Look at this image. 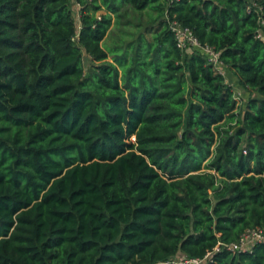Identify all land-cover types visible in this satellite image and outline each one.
Listing matches in <instances>:
<instances>
[{
    "label": "trees",
    "instance_id": "16d2710c",
    "mask_svg": "<svg viewBox=\"0 0 264 264\" xmlns=\"http://www.w3.org/2000/svg\"><path fill=\"white\" fill-rule=\"evenodd\" d=\"M165 13L219 51L242 106ZM251 228L264 0H0V264H264L263 242L221 245Z\"/></svg>",
    "mask_w": 264,
    "mask_h": 264
},
{
    "label": "built area",
    "instance_id": "2783aa9c",
    "mask_svg": "<svg viewBox=\"0 0 264 264\" xmlns=\"http://www.w3.org/2000/svg\"><path fill=\"white\" fill-rule=\"evenodd\" d=\"M164 19L168 25V28L173 33V37L176 41V45L180 50H194L201 54L207 63L211 64L219 72L224 74L223 65L220 59L219 51L215 50L213 46L209 44H201L194 36L192 30L188 27L182 26L176 19L170 18L167 13L164 15ZM258 242L264 243V231L260 228H251L243 232L237 241L230 244H221L229 251H247ZM220 244V243H219ZM219 244L214 250L219 249ZM211 253H207L203 258H187L182 255H177L176 259H171L165 263L170 264H206V259L210 257Z\"/></svg>",
    "mask_w": 264,
    "mask_h": 264
},
{
    "label": "rangeland",
    "instance_id": "374dc122",
    "mask_svg": "<svg viewBox=\"0 0 264 264\" xmlns=\"http://www.w3.org/2000/svg\"><path fill=\"white\" fill-rule=\"evenodd\" d=\"M75 16L78 17V14L76 13V9H75ZM152 27V26H151ZM131 27L130 26H126V29H130ZM133 31H134V28H131ZM144 32H147L146 33V36L147 38H150L153 34H154V30H147V31H144ZM116 34H119V30H117L116 28H113L109 34V36H115ZM127 37V36H126ZM111 43V39L107 38L104 42H103V46L104 44L106 45H109ZM187 52H189L190 50H185ZM85 59H87V57H85ZM88 61L85 60V64H87ZM225 76H226V80L228 82H231L232 81V87H233V92H234V95L237 99V102L239 103L240 106H242L244 104V102L246 101V99L249 97V92L245 89V88H242L239 83L237 84V82L235 81V78L233 77V73L232 71L228 70L227 68H223V71H222ZM133 138V137H132ZM131 138V139H132Z\"/></svg>",
    "mask_w": 264,
    "mask_h": 264
},
{
    "label": "crops",
    "instance_id": "0c3cea01",
    "mask_svg": "<svg viewBox=\"0 0 264 264\" xmlns=\"http://www.w3.org/2000/svg\"><path fill=\"white\" fill-rule=\"evenodd\" d=\"M223 75H224V77H225V79H226V76H225V74H223ZM233 77L235 78V81L237 82V79H236V77H235L234 75H233ZM226 81H227V80H226ZM227 83H228V84H230V85H232V81H231V82H228V81H227ZM237 84H238V82H237Z\"/></svg>",
    "mask_w": 264,
    "mask_h": 264
}]
</instances>
